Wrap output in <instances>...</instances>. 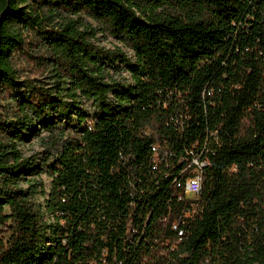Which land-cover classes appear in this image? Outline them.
I'll list each match as a JSON object with an SVG mask.
<instances>
[{
    "label": "trees",
    "instance_id": "1",
    "mask_svg": "<svg viewBox=\"0 0 264 264\" xmlns=\"http://www.w3.org/2000/svg\"><path fill=\"white\" fill-rule=\"evenodd\" d=\"M29 37L51 88L13 69ZM38 128L47 194L19 150ZM0 264H264V0H0Z\"/></svg>",
    "mask_w": 264,
    "mask_h": 264
},
{
    "label": "rangeland",
    "instance_id": "2",
    "mask_svg": "<svg viewBox=\"0 0 264 264\" xmlns=\"http://www.w3.org/2000/svg\"><path fill=\"white\" fill-rule=\"evenodd\" d=\"M82 24L84 27L90 28L92 31L90 43L96 49H101L107 52H120L126 59L133 61L134 55L133 52L122 46L117 42L115 38L110 37L106 32L103 31V28L97 23L83 18ZM30 46L26 48L25 51L36 52L32 56L38 58H30L23 52L16 54L12 59L13 69L17 73V77L20 81H29L33 84H39L48 88L55 85L56 79L53 77L52 67L49 63H45V58L49 55H46L39 48L36 40L29 37L28 38ZM120 70L122 68H119ZM114 80L116 82L129 81L128 76L124 72L111 73L108 78H105L104 81ZM79 100V98H77ZM9 103H5L4 107L7 108ZM85 109L89 107V103L84 102L82 105ZM81 106V107H82ZM58 132V131H57ZM55 131L54 133L57 134ZM51 135L45 129L38 128V134L30 137L28 143H22L19 145V150L21 151L22 157L24 159H32L35 162V168L38 172L36 181L39 184V187L42 188V191L47 194L50 186L51 180L46 175L47 166L52 162L57 151L60 149L59 145H56ZM38 187L37 193H40V188ZM42 194H37L35 197L36 203L43 205L44 198Z\"/></svg>",
    "mask_w": 264,
    "mask_h": 264
},
{
    "label": "built area",
    "instance_id": "3",
    "mask_svg": "<svg viewBox=\"0 0 264 264\" xmlns=\"http://www.w3.org/2000/svg\"><path fill=\"white\" fill-rule=\"evenodd\" d=\"M152 151L155 155V157H157V151H158V146L155 145L152 148ZM207 166V163L205 161H202L199 157H194L191 159V162L187 165L185 171H188V177L186 178L185 182L183 183V185H177L178 188H181L183 194L185 197H188L190 199H195L201 190V186H202V171L204 170V168ZM184 171V172H185ZM187 216V215H186ZM172 228L173 230L177 229V223L174 222L172 224ZM178 236L181 237L182 236V232H178Z\"/></svg>",
    "mask_w": 264,
    "mask_h": 264
}]
</instances>
